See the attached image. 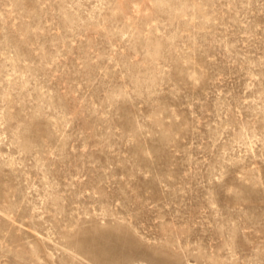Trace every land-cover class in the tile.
<instances>
[{
	"label": "rangeland",
	"instance_id": "rangeland-1",
	"mask_svg": "<svg viewBox=\"0 0 264 264\" xmlns=\"http://www.w3.org/2000/svg\"><path fill=\"white\" fill-rule=\"evenodd\" d=\"M0 264H264V0H0Z\"/></svg>",
	"mask_w": 264,
	"mask_h": 264
},
{
	"label": "bare ground",
	"instance_id": "bare-ground-1",
	"mask_svg": "<svg viewBox=\"0 0 264 264\" xmlns=\"http://www.w3.org/2000/svg\"><path fill=\"white\" fill-rule=\"evenodd\" d=\"M88 244V243H87ZM104 244V243H103ZM84 246H85V244H84ZM98 247V246H97ZM117 247H119V245H116V244H110V246H109V251L113 254L114 252H116L118 249H117ZM81 251L82 252H85V248H82L81 247ZM103 252V251H102ZM100 258H95V259H91L94 263L97 261V260H99Z\"/></svg>",
	"mask_w": 264,
	"mask_h": 264
}]
</instances>
